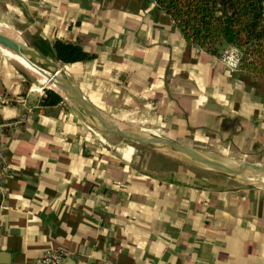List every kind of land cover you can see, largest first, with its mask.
Returning <instances> with one entry per match:
<instances>
[{
	"label": "crops",
	"instance_id": "obj_1",
	"mask_svg": "<svg viewBox=\"0 0 264 264\" xmlns=\"http://www.w3.org/2000/svg\"><path fill=\"white\" fill-rule=\"evenodd\" d=\"M0 6L42 52L59 39L92 54L56 60L100 112L264 161V75L186 41L154 0ZM23 67L0 47V94L10 98L0 104L9 123L0 129L9 168L0 179V264L59 246L70 253L62 264H264L263 187L151 147L112 150L64 98L40 104L43 91L32 90Z\"/></svg>",
	"mask_w": 264,
	"mask_h": 264
},
{
	"label": "trees",
	"instance_id": "obj_2",
	"mask_svg": "<svg viewBox=\"0 0 264 264\" xmlns=\"http://www.w3.org/2000/svg\"><path fill=\"white\" fill-rule=\"evenodd\" d=\"M172 18L186 41L220 56L238 51L237 66L264 75V0H154ZM45 51L62 61L89 58L78 42L55 39ZM42 105H66L54 90L42 87Z\"/></svg>",
	"mask_w": 264,
	"mask_h": 264
},
{
	"label": "water",
	"instance_id": "obj_3",
	"mask_svg": "<svg viewBox=\"0 0 264 264\" xmlns=\"http://www.w3.org/2000/svg\"><path fill=\"white\" fill-rule=\"evenodd\" d=\"M0 45L9 48L17 54L29 56L36 59L41 65L45 66L53 74H55L59 81L61 89L66 94L69 100L68 103L73 106V108L79 113V115L90 127H93L104 133L115 134L122 138L132 140L151 148L159 149L165 152H176L189 158L192 161L198 162L211 169L220 171L240 181L242 180L239 177V173L243 171H258L264 173V163H255L246 160L234 163L223 161L215 156L204 153L197 148L183 144L164 135L145 131L142 129L123 128L120 125L104 121L100 118V111L96 109L91 103H89V101L72 85L67 77L65 69L58 62V60L45 54L33 43L28 42L22 37L16 38L14 36H10L0 32ZM44 87L54 90L53 88L48 86ZM54 91L57 92L56 90ZM57 93L61 96L59 92ZM61 98L63 99L62 96ZM257 185L264 188L263 185Z\"/></svg>",
	"mask_w": 264,
	"mask_h": 264
},
{
	"label": "rangeland",
	"instance_id": "obj_4",
	"mask_svg": "<svg viewBox=\"0 0 264 264\" xmlns=\"http://www.w3.org/2000/svg\"><path fill=\"white\" fill-rule=\"evenodd\" d=\"M0 23L6 25V26H9L10 28H12L14 31L17 32L18 34V38L19 37H25L24 34L22 33V31L19 29L21 27L22 22L20 21V19H18L17 17H14V16H11L10 14H8V12L5 10V8H2L0 6ZM229 49V48H227ZM230 49H233L230 47ZM234 53H236L238 55V51L237 49L234 48ZM29 59V58H28ZM30 60V59H29ZM31 61V60H30ZM34 66H36L38 69L42 70V68L40 66H38L37 64H35L33 61H31ZM24 68V67H23ZM25 72H26V75L28 76V79L30 81V86L32 88V90L34 91H41L42 90V85H39L37 83V81L35 80V77L30 74L26 69H24ZM104 115L110 117V118H114L118 121L119 125L123 128H129V129H139L137 128L135 122H128L127 120H129L130 116L131 115H128V114H121V113H116V114H110V113H107V112H103ZM133 119V118H132ZM134 120V119H133ZM89 126V125H88ZM90 127V126H89ZM93 131L95 132H99L98 134H100L99 136H101L102 132L93 128V127H90ZM106 141L109 142L112 146V150H115V147H118L122 144H129L131 146H134V147H142L144 148V150H150L148 146H145V145H142L140 143H137V142H134L132 140H128V139H125V138H122L120 136H117L115 134H111V133H106ZM181 141H189V140H181ZM189 146H192L194 148H197L199 150H201L202 152L204 153H207V154H210L212 156H215L223 161H229L231 163H234V162H240V161H244V159H242L241 157H234L232 155H223V154H220L219 152H217L214 149H212L211 146L209 145H204V144H200V143H192L191 141H189ZM168 153L170 154H173V155H179V156H183L181 154H178L176 152H171V151H168ZM185 157V156H183ZM187 158V157H186ZM246 161H249V160H246ZM251 162H254V161H251ZM255 163H264V161H255ZM214 170V169H213ZM242 184H246V185H252V186H258L257 184H254L253 182H248V181H240Z\"/></svg>",
	"mask_w": 264,
	"mask_h": 264
},
{
	"label": "bare ground",
	"instance_id": "obj_5",
	"mask_svg": "<svg viewBox=\"0 0 264 264\" xmlns=\"http://www.w3.org/2000/svg\"><path fill=\"white\" fill-rule=\"evenodd\" d=\"M0 32L18 38V34L15 31H13L9 26H6V25H4L2 23H0ZM0 47H1L2 52L7 57L12 58L13 60H16L22 66H24L33 76L36 77L37 81L41 85L53 88L54 90L59 92L61 94V96L66 101H69L67 96H66V94L61 89V86L59 84V81H58L56 75L53 74L48 68H46L45 66L41 65L34 58H31V57L25 56V55L17 54L16 52H14V51L10 50L9 48H7L5 46H2V45ZM28 58L31 61H33L34 63H37V65L39 64L40 67H42L43 69L42 70L38 69L36 66H34V64ZM45 68L50 71L49 72L50 74L47 71L44 70ZM100 118L102 120H104V121L109 122V123H113V124L119 125V123L115 122L113 119H110V118L106 117V115H104L102 112H100ZM239 177H240V179L242 181L253 182V183H257L259 185H263L264 186V173H261V172H258V171H243V172L239 173Z\"/></svg>",
	"mask_w": 264,
	"mask_h": 264
},
{
	"label": "built area",
	"instance_id": "obj_6",
	"mask_svg": "<svg viewBox=\"0 0 264 264\" xmlns=\"http://www.w3.org/2000/svg\"><path fill=\"white\" fill-rule=\"evenodd\" d=\"M233 49H225L219 56L223 63L232 68L237 66V58L238 55L234 53ZM10 98L4 94H0V104L8 103ZM7 122H0V129L3 125H7ZM9 168L7 166L6 161L3 158L2 150L0 147V179L4 176V174L8 173ZM69 250L65 247L59 246L55 248H45L41 254L35 258L34 260L26 263V264H62L63 259L68 256Z\"/></svg>",
	"mask_w": 264,
	"mask_h": 264
}]
</instances>
